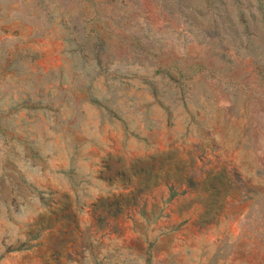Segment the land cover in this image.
<instances>
[{
	"label": "rangeland",
	"instance_id": "rangeland-1",
	"mask_svg": "<svg viewBox=\"0 0 264 264\" xmlns=\"http://www.w3.org/2000/svg\"><path fill=\"white\" fill-rule=\"evenodd\" d=\"M0 264H264V0H0Z\"/></svg>",
	"mask_w": 264,
	"mask_h": 264
}]
</instances>
